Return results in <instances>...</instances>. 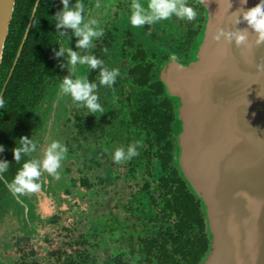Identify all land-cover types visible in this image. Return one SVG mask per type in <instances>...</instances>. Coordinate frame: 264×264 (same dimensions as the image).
<instances>
[{
    "label": "flooded vegetation",
    "instance_id": "1",
    "mask_svg": "<svg viewBox=\"0 0 264 264\" xmlns=\"http://www.w3.org/2000/svg\"><path fill=\"white\" fill-rule=\"evenodd\" d=\"M35 2L19 0L20 21L9 28L0 65V95L5 101L0 108V145L5 149L0 160L9 162L0 174V264H37L47 246L68 241L60 233L64 229L85 230L99 217L126 216L127 207L138 206V196L160 192L163 168L174 167L175 145V110L161 79L162 68L173 55L178 63L187 61L204 21V11L193 0L188 4L197 13L195 20L173 16L143 27L130 23L132 0H82L85 22L96 19L104 36L81 54L95 55L109 70L119 69L115 84L106 87L99 85V69L77 65L76 76H87L98 85V102L105 112L91 114L60 93L62 79L69 75L67 53L56 57L55 52L59 47L79 51L71 29L63 30V36L57 32L54 15L63 7L61 0H38L33 13ZM75 2L70 0V5ZM140 2L146 6L148 0ZM14 34H20V40L13 52ZM24 136L37 150L16 163L12 150ZM53 140L68 148L60 179L44 173L37 191L15 193L11 183L23 163L40 158ZM137 140L142 141L138 156L113 161L117 148L127 150Z\"/></svg>",
    "mask_w": 264,
    "mask_h": 264
},
{
    "label": "water",
    "instance_id": "2",
    "mask_svg": "<svg viewBox=\"0 0 264 264\" xmlns=\"http://www.w3.org/2000/svg\"><path fill=\"white\" fill-rule=\"evenodd\" d=\"M193 1L204 11L201 30L187 61L167 62L161 79L175 110L173 165L205 223L199 264H264V44L251 33L247 48L212 39L218 28H248L235 12L260 0ZM14 5L0 0V65Z\"/></svg>",
    "mask_w": 264,
    "mask_h": 264
},
{
    "label": "trees",
    "instance_id": "3",
    "mask_svg": "<svg viewBox=\"0 0 264 264\" xmlns=\"http://www.w3.org/2000/svg\"><path fill=\"white\" fill-rule=\"evenodd\" d=\"M18 2L9 28L20 21ZM15 35L13 52L20 40V34ZM173 156L174 148L172 162ZM175 169L166 165L159 178L160 192L152 191L144 199L138 196V206L126 208L128 215L99 217L85 230L64 229L60 233L68 241L52 249L47 246L37 264H199L208 243L200 202Z\"/></svg>",
    "mask_w": 264,
    "mask_h": 264
},
{
    "label": "clouds",
    "instance_id": "4",
    "mask_svg": "<svg viewBox=\"0 0 264 264\" xmlns=\"http://www.w3.org/2000/svg\"><path fill=\"white\" fill-rule=\"evenodd\" d=\"M199 2L203 4L204 0H199ZM61 3L63 5L62 9L54 15L57 32L63 36L65 35L63 30L71 29L77 37L76 47L79 51H74L71 47H59V50L55 52L56 57H63L67 53L69 75L63 77L60 84V93L70 96L73 101L87 107L89 113L100 112L102 114L105 110L98 102L99 97L96 94L98 85L90 82L87 76H76L77 65L86 66L91 70L99 69V85L106 87H112L115 84L116 78L119 76V69L109 70L103 65V61L95 55L81 54V51L87 53V50L94 46V39L104 36V30L99 26L96 19L85 22V5L82 0H76L72 5H70V0H61ZM240 3L244 5L247 0H240ZM96 7H100L98 2ZM229 7H231L230 4ZM235 13L237 14L235 23H239L238 16L242 14L249 27L236 30L218 28L212 33V39L219 42L223 38L229 44L234 41L237 47L245 46L247 48L250 47L249 35L251 33L255 36L256 46L264 44V0H260L254 7L246 10L241 7ZM173 16L193 21L197 18V13L188 4V0H148L146 6L140 0H132L130 23L133 27H143L146 24L152 25ZM249 28L252 30L251 32ZM171 59L176 61L177 57L173 55ZM61 67H64V65L61 64ZM257 68L259 71H264L262 65H257ZM4 104V98L0 95V108H4ZM19 143L20 147H15L12 150L16 163H20L22 156L31 157L37 150V144L27 136L21 137ZM138 147H142V141L140 140L131 143L127 150L122 147L117 148L112 155L113 161L119 164L131 160L139 155ZM4 150V146L0 145V152ZM67 153L68 148L66 145L56 140L50 142L40 158H31L23 163L11 183L12 190L17 194L37 191L41 187L40 180L44 173L54 179H60L59 169L62 161L66 159ZM8 168L9 162L0 160V174L6 172Z\"/></svg>",
    "mask_w": 264,
    "mask_h": 264
},
{
    "label": "rangeland",
    "instance_id": "5",
    "mask_svg": "<svg viewBox=\"0 0 264 264\" xmlns=\"http://www.w3.org/2000/svg\"><path fill=\"white\" fill-rule=\"evenodd\" d=\"M96 3H93V6L95 5ZM94 11L93 8H91V12Z\"/></svg>",
    "mask_w": 264,
    "mask_h": 264
}]
</instances>
